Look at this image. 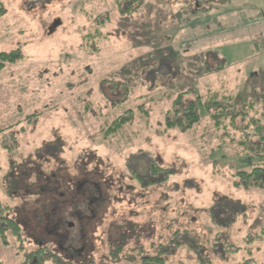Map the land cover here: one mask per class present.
I'll list each match as a JSON object with an SVG mask.
<instances>
[{"label":"rangeland","instance_id":"1","mask_svg":"<svg viewBox=\"0 0 264 264\" xmlns=\"http://www.w3.org/2000/svg\"><path fill=\"white\" fill-rule=\"evenodd\" d=\"M1 8L0 53L21 58L0 69V215L18 229L0 264H264V100L227 94L264 74V31L248 30L264 0ZM179 95L198 106L187 131L166 124Z\"/></svg>","mask_w":264,"mask_h":264},{"label":"trees","instance_id":"2","mask_svg":"<svg viewBox=\"0 0 264 264\" xmlns=\"http://www.w3.org/2000/svg\"><path fill=\"white\" fill-rule=\"evenodd\" d=\"M138 1L139 0H134L135 3L138 2ZM4 12H5V10H3L1 8L0 9V17L4 14ZM189 47L190 46H188V48ZM200 47H201V45L199 46V44L195 45L192 48L190 47L192 50L189 49L190 50L189 52L194 51V50H196V49H198ZM20 58H21V53H20V49L19 48L17 50H14V51L10 52L9 54L0 53V69L3 68L5 63H14L17 60H19ZM218 69L219 68H217L216 70H218ZM181 98H182V96L179 95L173 101V106H172L173 111H172V113L174 114V116L171 119H169L168 116H169L170 113L168 112L167 116H166V124H167L168 127L177 126L180 129V131H187V130H190L199 121V113H198V108H197L198 106H197V102L196 101L191 102L189 105L187 104V105L181 106V104H182ZM212 99L213 100L215 99V101H213V104H216L215 105L216 107H222L221 109L216 111L220 115H222L223 110H224L223 108H226L225 103L223 102V99L222 100H216L217 96L215 94L212 96ZM208 109L209 108L207 107V110ZM233 117H236V114ZM2 132H3V130L0 131V133H2ZM157 174H158V172L156 170H153L151 172V175L153 177L156 176ZM244 174L245 173H243V172L240 174V177H241L242 180L251 179L252 182H253V181H256V180H260L261 179L260 174H263V172L259 171V170H256V169H253V170H251V172L249 174H247V175H244ZM165 180H166V178L164 177L159 182H163ZM87 183H89V182H86L84 180V182H82L81 184H78L77 186H74L75 190L76 191H80V190L82 191V190L86 189L85 186H86ZM150 185H152V183L144 185L145 187H143V188L147 189V188H149ZM254 185H259L261 187V185L257 184V182L254 183ZM55 187L56 186H54L53 188H55ZM90 189H92L91 185H90ZM90 201H91L92 204L95 203V202L100 203L102 201V198L101 197H97L96 199H91ZM8 229H12V231H18L17 227L13 224V222L11 220H9L8 218H5L2 215H0V238L2 237V235ZM143 259H144L143 260L144 264H146V263L147 264H163V261H158V260H155V263H153V261L150 258H147L146 256Z\"/></svg>","mask_w":264,"mask_h":264},{"label":"crops","instance_id":"3","mask_svg":"<svg viewBox=\"0 0 264 264\" xmlns=\"http://www.w3.org/2000/svg\"><path fill=\"white\" fill-rule=\"evenodd\" d=\"M246 19L249 20V17H246ZM248 26H249V24H247L246 20H245V22H243V21L239 22V20H237L236 24L234 26V29H235L234 31H236L237 33L239 31H247V27ZM251 27L252 28L248 29L249 30V35H252L253 31H254V33L255 32L264 31V24H260V25H257V26H251ZM229 33H231V32H223V31L219 32L218 31L215 34V37L211 39V43H213L214 45L220 44L222 39H223L224 34H229ZM203 48L207 50L209 47L203 46ZM258 50L260 51L261 49H258ZM259 53H264V51L259 52ZM215 57H219V56L215 54ZM221 66L224 67V64L223 65L221 64ZM250 75L247 78H245L244 76H238V75H234V76H231L230 78H228L227 77V73H226L221 78V80H219L217 78L216 82L218 84H220L221 86H224V83L226 84V86H228L229 85V83L227 82V78H228L232 83H235L233 91L232 92L227 91L228 92L227 94L230 95V96H232L231 94H234V93L236 94L237 92L240 91V89L243 88L245 90H248V92L252 93L256 97H260V96L263 97V100H264V74H262L261 77L259 79H257V80H252L253 75H251V76ZM205 78H206V76H205ZM204 86H205V88L208 87L207 85H204ZM219 90H222V89H218V91L214 90V93L215 94L221 93Z\"/></svg>","mask_w":264,"mask_h":264},{"label":"flooded vegetation","instance_id":"4","mask_svg":"<svg viewBox=\"0 0 264 264\" xmlns=\"http://www.w3.org/2000/svg\"><path fill=\"white\" fill-rule=\"evenodd\" d=\"M197 1H199V0H197ZM203 1H206V0H203ZM209 1H211V2H215V1H219V0H209Z\"/></svg>","mask_w":264,"mask_h":264},{"label":"water","instance_id":"5","mask_svg":"<svg viewBox=\"0 0 264 264\" xmlns=\"http://www.w3.org/2000/svg\"><path fill=\"white\" fill-rule=\"evenodd\" d=\"M55 25V24H54ZM49 32H51V28L49 29ZM70 226V225H69Z\"/></svg>","mask_w":264,"mask_h":264},{"label":"built area","instance_id":"6","mask_svg":"<svg viewBox=\"0 0 264 264\" xmlns=\"http://www.w3.org/2000/svg\"><path fill=\"white\" fill-rule=\"evenodd\" d=\"M254 21H255V19H254Z\"/></svg>","mask_w":264,"mask_h":264}]
</instances>
